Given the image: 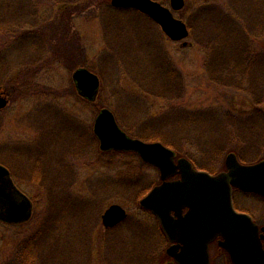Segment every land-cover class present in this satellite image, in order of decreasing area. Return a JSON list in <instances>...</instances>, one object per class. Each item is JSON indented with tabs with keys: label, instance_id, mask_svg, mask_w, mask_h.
Here are the masks:
<instances>
[{
	"label": "rangeland",
	"instance_id": "rangeland-1",
	"mask_svg": "<svg viewBox=\"0 0 264 264\" xmlns=\"http://www.w3.org/2000/svg\"><path fill=\"white\" fill-rule=\"evenodd\" d=\"M152 1L186 25L185 39H169L147 15L111 0H0V86L10 94L0 112V164L14 168L16 157L25 167L27 151L18 158L11 148L33 145L35 127L59 128L60 137L40 141L56 159L46 190L17 179L31 197V216L18 225L0 222V264H128L126 244L140 240L130 228L157 226L139 201L159 172L133 153L99 150L92 125L101 108L131 137L160 142L198 171H224L229 154L246 165L264 160V61H252L264 54V26L255 28L264 0H183L180 10L170 0ZM80 67L99 77L94 103L74 88ZM33 111L42 113L24 118ZM55 143L65 153L61 168ZM233 202L264 225L263 199L235 193ZM113 204L127 216L106 229L101 215Z\"/></svg>",
	"mask_w": 264,
	"mask_h": 264
},
{
	"label": "water",
	"instance_id": "water-1",
	"mask_svg": "<svg viewBox=\"0 0 264 264\" xmlns=\"http://www.w3.org/2000/svg\"><path fill=\"white\" fill-rule=\"evenodd\" d=\"M111 6L131 8L147 15L173 41L188 36L186 25L155 1L111 0ZM183 6V0H170L172 10ZM72 81L82 98L96 100L100 81L94 73L80 67L72 73ZM6 105L7 100L0 96V110ZM92 132L100 151L133 152L158 170L160 183L139 205L158 220L171 243L166 254L176 264H209L208 245L217 237L221 238L219 245L228 253L232 264H264V244L261 246L264 235L259 237L258 226L250 216L236 212L232 206L233 189L264 197V160L246 165L238 162L235 154H229L224 171L214 175L198 171L186 158L175 160L174 151L161 143H145L129 137L108 108L98 111ZM175 176L178 178L172 179ZM31 209L30 200L15 187L9 171L0 164V221L26 222ZM126 216L121 206L113 204L101 215V223L105 228H113Z\"/></svg>",
	"mask_w": 264,
	"mask_h": 264
},
{
	"label": "flooded vegetation",
	"instance_id": "flooded-vegetation-1",
	"mask_svg": "<svg viewBox=\"0 0 264 264\" xmlns=\"http://www.w3.org/2000/svg\"><path fill=\"white\" fill-rule=\"evenodd\" d=\"M38 44L39 45H43L42 41H41V43L35 42V45H38ZM12 87H10V89ZM57 95H59V92H57ZM0 96L3 97L4 99H6L7 102L9 103V101H8L10 99L9 91L4 90V87L2 88L1 86H0ZM2 110H0V112ZM38 112L42 113L40 111H37V112L33 111L31 113L26 114L24 116V118L26 117L28 119H33L38 114ZM61 121L64 123L63 119H61ZM42 122L45 123L44 120H42ZM31 124H33V123L31 122ZM58 129H55V130H57V132H58L59 131ZM61 129H63V128H61ZM35 131H36V135H38L39 138L34 140L35 143L33 145H27L25 143H18V144H23V145H26V146L23 147L22 145H19V146H16V147L14 146V148H13V145H12V148H11V150L13 152L12 156L14 157V154H15V155L19 156L18 158H21V153H22L23 150L27 151V153L29 155H28L27 158H25V161H27L25 167H23L22 165L16 163L17 161H15V159L18 160L16 157H14V160H13L14 162L12 161V164H13L14 168H12V166L7 167L6 165H4L8 169L10 177H11L15 187L20 192L25 194L29 199H31V197L29 196V194L27 195L26 193H24L22 191V189H20V184H19L17 179L26 180L30 184L33 183V185L40 186L41 188H44V190H46L47 187L46 188L44 187V185H45L44 183L47 182V180H48L49 163L50 162L54 163V161H56V159H54L55 158L54 150L49 154L48 151H47L46 145L45 144L43 145L40 142L42 140V138L44 137L46 139V143L49 144V134L51 132L49 131L48 126L47 125H45V126L40 125V127H35ZM57 132L56 133L52 132L51 136L57 135L58 134ZM62 136H63V134H62ZM55 137H53L52 141L50 142L51 143V147H52V144L57 139L60 138L59 134H58L56 140H55ZM62 139H63V137L61 138V140ZM42 142H44V141L42 140ZM54 146L56 147L57 152H59V153H57V156L60 158V159L57 158V161L60 162V163L57 162V166L56 167H58V168L64 167L63 166L64 165V154H65L64 150L60 151V149H61L60 145L58 144V146H57V143H55ZM54 146H53V148H54ZM29 157H30V160L28 162V158ZM235 193H249V192H243L241 190H233V193H232V205H233L235 211L238 212V210L236 209V207L234 205V202H233V195ZM250 194H253V195H255V196H257V197H259V198L264 200V197H262V196H260V195H258L256 193L250 192ZM185 212H186V209L183 210V213H185ZM238 213H242V212H238ZM247 215L250 216L252 221L258 226V229H259L258 230V235H259V237L263 236L264 235V231H262V229L264 228V225H261V224L257 223L253 219V216H251L249 214H247ZM220 240H221V238L217 237L211 243H209V245H208L209 264H211V261L214 258H215V261L217 263H222L223 259H225L226 264H231L228 254L219 245V241ZM263 244H264V240L261 239V246L262 247H263ZM171 262H172V264H176L173 259H171Z\"/></svg>",
	"mask_w": 264,
	"mask_h": 264
},
{
	"label": "trees",
	"instance_id": "trees-1",
	"mask_svg": "<svg viewBox=\"0 0 264 264\" xmlns=\"http://www.w3.org/2000/svg\"><path fill=\"white\" fill-rule=\"evenodd\" d=\"M258 16H264V6H260L257 8ZM260 19L258 22H256V26H264V20ZM219 41V40H218ZM220 44L217 43L218 47ZM212 47V46H210ZM213 46L210 50H213L216 48ZM253 57V62L256 64H261L264 61V54L263 53H256ZM237 69V67H236ZM251 124L253 123L252 118L249 121ZM246 124V123H245ZM253 126V125H252ZM243 140L242 138H240ZM248 141L247 137L244 138L243 141ZM245 141V142H246ZM247 144V143H246ZM178 156H184L177 152ZM239 159H241L239 157ZM194 165V164H193ZM154 186V185H153ZM146 212V211H145ZM130 229L132 231H136V235H139L138 239H140L138 242H135V240H132V244H126V246H130L129 248V257L127 260L128 264H171V260L166 256L165 250L161 251L162 254L160 256L156 255L157 250L156 248H161L164 243L167 244V240L165 239V236L163 235L159 225L149 227L147 225H142L141 223H135ZM135 238V236L133 237ZM124 239V238H121ZM116 239V244H125L123 243L124 240ZM156 242H153V241ZM134 241V242H133ZM141 241V245H139V242ZM118 246V245H117ZM162 250V249H161Z\"/></svg>",
	"mask_w": 264,
	"mask_h": 264
}]
</instances>
